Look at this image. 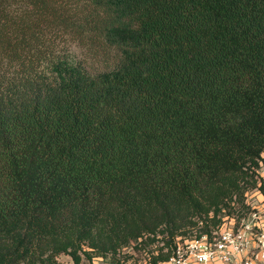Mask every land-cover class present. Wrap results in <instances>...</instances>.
I'll use <instances>...</instances> for the list:
<instances>
[{"label":"trees","instance_id":"1","mask_svg":"<svg viewBox=\"0 0 264 264\" xmlns=\"http://www.w3.org/2000/svg\"><path fill=\"white\" fill-rule=\"evenodd\" d=\"M263 155L264 0H0V264L165 262Z\"/></svg>","mask_w":264,"mask_h":264},{"label":"built area","instance_id":"2","mask_svg":"<svg viewBox=\"0 0 264 264\" xmlns=\"http://www.w3.org/2000/svg\"><path fill=\"white\" fill-rule=\"evenodd\" d=\"M260 174L264 179L262 163ZM254 209L238 224L229 220L212 238L178 240L170 258L159 264H264V206ZM136 264L153 263L143 259Z\"/></svg>","mask_w":264,"mask_h":264},{"label":"rangeland","instance_id":"3","mask_svg":"<svg viewBox=\"0 0 264 264\" xmlns=\"http://www.w3.org/2000/svg\"><path fill=\"white\" fill-rule=\"evenodd\" d=\"M63 46H64V44L61 45L60 47L62 48ZM64 47H66L65 49L68 50V52L72 56L77 58L78 60H85L86 59L88 66L92 65L93 67L100 68V69H102V68H104V66H106L105 58L102 55L97 56V57H93L91 54H89L87 49L81 48L76 43H72V44L68 43ZM262 164L264 165V155H263ZM248 202L252 205L253 208L259 207L260 205H262V203H264V193L260 192V191L251 192L249 194V197H248ZM131 254L133 255L135 260L137 258H139V259L141 258V255L138 252L132 251ZM134 259L130 260V263H134L135 262ZM61 261L64 262L65 264H72L71 259L67 256H63L61 258ZM85 264H107V262H105V261L103 262L98 258V259H95L93 261V263H89L88 261H86Z\"/></svg>","mask_w":264,"mask_h":264},{"label":"crops","instance_id":"4","mask_svg":"<svg viewBox=\"0 0 264 264\" xmlns=\"http://www.w3.org/2000/svg\"><path fill=\"white\" fill-rule=\"evenodd\" d=\"M264 206V203H262V205H260L259 207L261 208V207H263Z\"/></svg>","mask_w":264,"mask_h":264}]
</instances>
